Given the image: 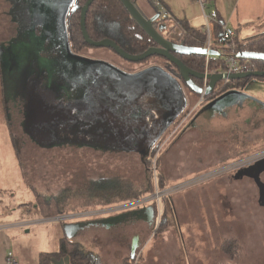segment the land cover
<instances>
[{"label":"rangeland","instance_id":"rangeland-1","mask_svg":"<svg viewBox=\"0 0 264 264\" xmlns=\"http://www.w3.org/2000/svg\"><path fill=\"white\" fill-rule=\"evenodd\" d=\"M248 6L249 9L247 0L244 1L239 15L233 17L231 22L244 17L250 21L252 12H263L264 0H249ZM263 22L261 20V24ZM13 26L10 5L7 0H0V44L4 45L13 36ZM229 28L235 29L236 25L231 23ZM243 30L241 28L240 31ZM239 37H243V34L239 33ZM92 52L101 54L99 51ZM124 66L129 69L141 68L139 65ZM185 93L184 90V97ZM242 94L264 107L263 82L250 81ZM192 101L193 96L186 97L180 117L170 127L164 140L159 142L160 147H154L155 156L151 162H154L155 170L169 184L167 188L185 178L189 179L264 148V111L243 108L232 111L227 119L211 114L204 120L197 117L192 123L206 104L203 102L190 113L191 108L198 103ZM3 103L0 86V183L10 196L5 195V204L0 205V224L4 226L3 232L8 237V253L13 264H39L41 254L59 251V241L63 238L62 226L68 222L59 224L58 221L38 218L36 214L27 216L11 212L14 205L34 202V195L25 184L47 196L58 195L64 190L80 189L85 181L108 174L119 175L140 184L146 178L144 158L136 152L121 150L96 153L98 156L91 155L94 152L88 150L87 158L81 159L77 156L69 160L53 158L51 153L49 156L53 159L36 158L32 153V145L27 144L28 152L25 151L24 158H20V163L23 161L22 173L8 134ZM14 125L17 130L14 128L13 133L19 137L18 121ZM6 155L10 161L6 160ZM237 174L224 175L169 195L166 200L174 206V212L169 216L166 228L158 232L159 219L155 222L153 218L151 224L136 220L131 223V228L121 231L85 228L79 238L86 240L85 247L99 254L109 264H264V202L259 200L255 182L242 172ZM5 176L6 180L3 179ZM259 179L264 184V174H260ZM151 200H146L142 205H150ZM176 201L184 207L177 208ZM80 203L78 198L71 199L69 207L72 209ZM4 206L9 210L7 214H3ZM27 219L40 221L30 227L18 226L17 223ZM137 235L140 240L136 238ZM227 238H234L238 242L234 255H226L221 251V244ZM134 239L136 248H132Z\"/></svg>","mask_w":264,"mask_h":264},{"label":"flooded vegetation","instance_id":"flooded-vegetation-1","mask_svg":"<svg viewBox=\"0 0 264 264\" xmlns=\"http://www.w3.org/2000/svg\"><path fill=\"white\" fill-rule=\"evenodd\" d=\"M10 1L14 26L13 36L4 43L6 49L1 52L2 92L7 120L21 159L25 156L24 152H28L27 144L32 145V153L36 158L50 157L51 153L53 158L67 160L75 156L80 159L87 158L88 150L94 152L91 153L93 156L104 151L121 150L137 151L140 157H144L157 146L180 117L183 107L171 124L161 132L165 111L146 88L134 87V81L124 80L125 78L119 77L110 67L103 69L97 65L96 72L88 74L84 69L79 72V76L68 72L70 68L61 71L59 63L65 61V56L61 53L60 44L46 41L39 47L27 46L29 37L24 36L23 39L18 36L19 17H25L27 11H19V8L23 7L26 0ZM40 31V27L34 28L36 36L40 35ZM34 50H39V58L51 62L52 65L35 61ZM71 53L87 61L104 63L126 75L136 74L149 67H169L177 72L173 65L169 66L165 59L158 56H154L152 63H147L146 67L141 64V68L129 69L124 64L109 62L96 54ZM178 84L182 90V104L186 97L196 95L182 82ZM232 91L235 90H222L215 99L205 102L192 123L197 117L204 120L211 114L226 118L232 111L243 108L264 111L261 105L237 96L215 102ZM15 121H18L20 127L19 137L13 133L14 128L17 130ZM21 164L23 169V161ZM131 210L119 209L107 213L105 219H108V223L103 226L112 225L118 231L131 228V223L139 215ZM142 218L146 224H151L148 215L145 214Z\"/></svg>","mask_w":264,"mask_h":264},{"label":"trees","instance_id":"trees-1","mask_svg":"<svg viewBox=\"0 0 264 264\" xmlns=\"http://www.w3.org/2000/svg\"><path fill=\"white\" fill-rule=\"evenodd\" d=\"M7 2L9 5L11 4L10 0H7ZM86 2L87 0H78V4L80 6H83ZM137 4L142 12L148 17H152L155 12L154 10L159 11V6L162 5L161 0H137ZM79 23L80 12L79 10H77L75 13L71 14L69 23L67 25L69 45L71 51L74 53L86 55L89 53L94 54L92 51H99L101 52V54L97 53L96 55L101 56L102 59H105L109 62L134 66L143 64V67L148 66L147 63H151V59L155 58L153 56L139 63H130L119 57L112 49L91 47L87 43H85L81 34ZM154 25L155 28L160 31L162 36L171 43L182 44L184 46L194 48L204 47L206 34L203 26L198 28L191 27L186 20L177 22L175 20H172L168 16L161 18ZM85 29L91 41L98 42L103 39L110 40L129 55L140 54L147 50V48L154 46L153 42L143 32H141L136 24L131 20L126 10L118 0H94L89 6L85 16ZM219 33L220 27L214 26L213 37H218ZM234 41L236 43V50L238 54L245 52L264 55V35L248 38L242 43L238 42L235 38ZM5 49V46L3 44H0L1 88L3 87L1 52H3ZM174 56L179 59L187 68L198 74H223L226 71L225 60L220 56ZM239 62L243 67L242 71L244 73L247 72L248 69L251 70V72H264L263 61H249L239 59ZM252 80L264 83V77L228 81L224 90H235L237 92L243 91ZM192 81L197 87H203L204 81L195 78H193ZM221 83L222 82H220L216 86L215 91L209 96L210 100L216 98L217 95L215 93ZM193 97L194 101H192V103H195L200 95L196 94ZM6 124L8 125V134L13 143L17 161L22 169L17 144L13 139V135L7 119ZM261 149L264 148H259L251 153H254ZM135 152L138 153L137 151ZM154 156L155 154L153 148L150 152L147 153V155L143 157L144 166L146 168V178H144L143 182L140 184H135L130 180H125L119 175L108 174L103 175L95 180L85 181V185L83 187H81L80 185V189L64 190L58 195L50 196L43 195L35 190V188L31 187L28 184H25L33 193L34 202L23 204L20 207L28 209L34 208L39 218L47 220L69 214L105 210L117 206L131 204L148 198L154 195L156 189L162 191L169 186V184H167V181H165L160 173L156 171L157 169L155 170V168L151 165V161L154 159ZM75 198H78L81 203L76 207L70 209L69 201ZM166 199L167 198H163L160 201H163V203L166 204ZM152 205L154 207L153 213L155 216V220H157V217L159 218L157 224L158 232L159 230L166 228L169 216L167 209H164V211H162L160 208L158 209V206L153 201ZM158 214H160V216H158ZM237 247L238 242L236 239L227 238L224 239L221 244V251L226 255H234L236 254ZM65 257L69 258V264H109L103 261L99 254L86 248L78 241L67 238L60 239L59 251L55 252V254H41L39 258V264H52V258L58 261Z\"/></svg>","mask_w":264,"mask_h":264},{"label":"water","instance_id":"water-1","mask_svg":"<svg viewBox=\"0 0 264 264\" xmlns=\"http://www.w3.org/2000/svg\"><path fill=\"white\" fill-rule=\"evenodd\" d=\"M93 1L94 0H87L83 6H80L78 4V0H26L23 7L21 9L19 8V11H23L25 9H27V11L25 17H19L18 36L23 39L24 36H28L29 38L27 39L29 42L26 45L30 46L31 48L35 46L39 47L46 41H56L57 44L59 43L62 47L61 53L63 56H65V61L59 63V66L61 67L60 69L62 71L66 68H70V71L68 72H70L73 76H79V72L84 69L88 71V74L96 72V67L98 65L101 68L110 67L112 71L119 77L125 78L124 80L134 81L133 85L136 88H146L154 96L161 108L165 111L162 119L163 125L161 132H163L171 124L183 107L182 90L178 82H182L187 89L197 95H200L203 90L193 83L192 78L207 81V87L204 91V94L206 96H210L214 91L215 86L224 80L237 81L242 79L264 77V72H246L238 74H198L190 70L174 55H201L205 57H216L218 54L205 48L187 47L182 44H174L167 41L154 25L160 16V12L154 10L155 12L152 17L146 16L139 8L137 0L118 1L126 10L131 20L136 24L140 31L143 32L153 42L154 46L147 48V50L140 54L129 55L110 40L103 39L98 42L91 41L85 29V16L89 6ZM76 10H79L80 12L79 25L82 37L85 43H87L89 46L95 48L112 49L119 57L130 63H139L150 57L158 56L165 59L169 66L173 65L177 69V72H173L169 69V67L167 69L149 67L136 74L126 75L104 63L87 61L73 55L68 42L67 25L69 23V19L67 20L66 16L69 12L68 16L70 18L71 14H73ZM35 27H40L41 29L39 36L35 35ZM24 48L27 49L28 47L24 46ZM33 55L35 57V61L44 63L46 65H52L51 62L43 61L39 58V50H34ZM237 57L243 60H257L264 62L263 54L243 52L238 54ZM233 96H237L239 99L246 98V96H244L242 93L232 91L216 99L215 102L218 103L221 100L231 98ZM263 170L264 162L242 172L246 177L252 179L255 182L258 188L259 200L261 202H264V184L260 181L259 176ZM148 211L149 218L154 220L152 208H149ZM96 223L100 225H107L108 219H102L96 221ZM88 225L90 224L83 223L77 224L76 226L66 224L63 225V229L67 239H71L76 235L78 230L83 229ZM52 263L69 264V258L65 257L58 261L53 259Z\"/></svg>","mask_w":264,"mask_h":264},{"label":"crops","instance_id":"crops-1","mask_svg":"<svg viewBox=\"0 0 264 264\" xmlns=\"http://www.w3.org/2000/svg\"><path fill=\"white\" fill-rule=\"evenodd\" d=\"M204 9L199 5L198 0H161L162 5L159 6V9H163L167 16L170 17L172 20H175L177 22L179 21H183L186 20L191 27H202L204 24V19H203V13H209L211 10H216L217 13L219 14V17L226 23V27H228V29L230 31H232L233 33V37L240 43L244 42L245 40H247L248 38L257 36V35H262L264 34V22L261 24V20H264V10L262 13H253L252 19L249 21L246 17L244 18H240L234 22H231L232 18L235 17L236 15H239V10H240V6L241 4L246 1V0H204ZM249 4V0H247V7L248 9L250 8L248 6ZM231 23H233L234 25H236V28L231 29L229 28V26L231 25ZM255 24V25H254ZM241 28H244L243 32H241ZM236 33H235V32ZM253 31V33L251 34V32ZM239 33L243 34V37H239ZM2 159L1 156V152H0V160ZM6 160L10 161V159L7 157L6 155ZM22 171V169H21ZM261 174H264V170L261 172ZM262 176V175H261ZM4 180H6V176L5 178L3 177ZM5 195L7 197L8 196L4 189H2V185L0 183V205L1 204H5ZM11 198H14V195H11ZM162 200V199H161ZM167 201V200H166ZM184 202V201H183ZM167 204H164L163 201H160V209L162 211H164V209H167L168 212V216H172V213L174 212V206L169 205L168 202H165ZM185 203V202H184ZM146 205V206H145ZM145 205H140L137 207H134V209H132L131 211L135 212V214H139L137 215V221L138 220H142L143 216L149 215V208H152V210L154 209L152 202L150 203V205L145 204ZM148 205V206H147ZM21 205H14L13 207H11V212L13 213H17L20 212L22 214H25L27 216L30 215H37L36 211L34 210V208H24V207H20ZM176 206L177 208H183L184 206L179 203L178 201H176ZM136 209V210H135ZM9 212L8 208L4 206V212L3 214H7ZM96 212L98 211H93L91 213H93L94 216H88L85 215L82 218H72V216H74L75 214H69L66 215L62 220H58L59 224H63L66 223L68 225H72V226H76L77 224H90L88 226H86L85 228H104V230L107 231H113V230H117L114 226L109 225V226H97L99 225L98 223H96V221L105 219V215H98ZM2 213L0 212V215ZM38 216V215H37ZM140 216H142L141 218H139ZM39 218V216H38ZM155 219V216L153 217ZM56 218L53 219H48L50 221H57L55 220ZM28 221H20L18 224V226L21 227H30V225L35 224V222H39V221H31L30 219H27ZM43 221V220H42ZM49 221V222H50ZM93 223V224H92ZM63 224V225H66ZM62 225H60L61 227ZM3 228L4 226L2 224H0V264H8L7 263V253H8V248H9V244H8V237L6 235V232H3ZM6 228V227H5ZM80 229L77 231L76 235L73 236L71 239L73 240H77L79 243H81L83 246L84 245V240H82L81 238H79V236L83 233V231H85L84 229ZM62 230H63V238H67L65 235V231L63 229L62 226ZM72 233V231H71ZM79 238V239H78ZM136 238L138 240H140V237L137 235ZM87 242V241H86ZM85 242V243H86ZM135 245V247H134ZM132 248H136V240H133V245Z\"/></svg>","mask_w":264,"mask_h":264},{"label":"built area","instance_id":"built-area-1","mask_svg":"<svg viewBox=\"0 0 264 264\" xmlns=\"http://www.w3.org/2000/svg\"><path fill=\"white\" fill-rule=\"evenodd\" d=\"M199 5L204 9V0H198ZM160 16L158 17L157 21L160 20L161 18L167 17L166 12L163 9H159ZM203 19H204V30L206 34V40L204 42V47L207 50H212L218 54L221 58L225 60L226 63V71L223 74H238V73H244L243 67L240 65L239 58L237 57L238 53L236 50V43L234 41L233 33L226 27V23L219 17V14L217 13L216 10H211L209 13H203ZM156 21V22H157ZM214 26L220 27V33L218 37H213V28ZM247 72H251V70H247ZM246 73V72H245ZM228 80L222 81L221 85L218 87L216 91V95H218L222 90L225 89V86L227 85ZM207 87L206 81L203 83L202 87V93L200 94L199 100L195 102V106H193L190 111V113H193L203 102H207L210 100L209 96H206L204 94V91ZM204 104V103H203ZM190 116V115H189ZM188 116V117H189ZM187 117V118H188ZM173 132V131H172ZM171 132V134H172ZM167 135H165L166 137ZM164 140V137L161 141ZM160 142V141H159ZM158 142L157 148L160 147V143ZM264 162V149H261L259 151H256L254 153L245 155L243 157L234 159L230 162L215 166L205 172H202L196 176L190 177L189 179H185L182 182H178L177 184H174L173 186L166 188L162 191H159L156 189L154 195L142 199L140 201L131 203V204H126L122 206H117L105 210H96L98 215H104L119 209H133L135 206H140L145 203L146 200L152 199L151 202H155L156 205L158 206V209L160 208V200L163 198H168L169 195L184 191L190 188H193L195 186L201 185L203 183L215 180L219 177H222L224 175H229V174H237L240 172L245 171L248 168L254 167L257 164L263 163ZM151 165L154 167V162H151ZM90 212H85V213H76L72 218H82L85 215L88 216H94L93 213ZM160 213V212H159ZM160 216V214H158ZM64 216L57 217V220H62ZM55 219V220H56ZM65 219L66 215H65ZM157 219H159L157 217ZM156 222V220H155ZM7 263L8 264H13L11 254H7Z\"/></svg>","mask_w":264,"mask_h":264},{"label":"bare ground","instance_id":"bare-ground-1","mask_svg":"<svg viewBox=\"0 0 264 264\" xmlns=\"http://www.w3.org/2000/svg\"><path fill=\"white\" fill-rule=\"evenodd\" d=\"M140 45V44H139ZM211 132V131H210ZM48 163V162H47Z\"/></svg>","mask_w":264,"mask_h":264}]
</instances>
